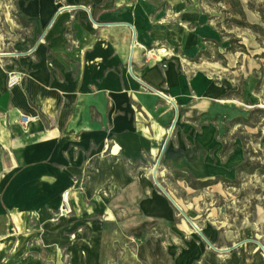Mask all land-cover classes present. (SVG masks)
Returning a JSON list of instances; mask_svg holds the SVG:
<instances>
[{
  "label": "crops",
  "instance_id": "1",
  "mask_svg": "<svg viewBox=\"0 0 264 264\" xmlns=\"http://www.w3.org/2000/svg\"><path fill=\"white\" fill-rule=\"evenodd\" d=\"M17 5L32 35L22 50L0 53V264H113L109 226L126 215L190 242L153 236L121 247L119 264H264L256 243L264 247L263 228L254 239L226 230L224 245L201 232L217 251L195 230L210 249L204 248L186 226H169L179 211L169 198L143 193L130 172L145 154L154 157L163 148L177 112L186 123L194 117L247 121L235 106L234 77L248 79L257 66H236L227 55L226 67L213 61L221 34L210 0ZM161 47L170 51L166 67L145 63L144 51ZM11 72L21 75L13 88ZM170 139L165 151L169 146L184 158L174 167L189 169L190 154L202 153L201 132L190 142ZM67 191L73 212L59 217Z\"/></svg>",
  "mask_w": 264,
  "mask_h": 264
},
{
  "label": "rangeland",
  "instance_id": "2",
  "mask_svg": "<svg viewBox=\"0 0 264 264\" xmlns=\"http://www.w3.org/2000/svg\"><path fill=\"white\" fill-rule=\"evenodd\" d=\"M240 1L244 7L246 22L262 27L263 31L256 33L248 28L236 27L231 22L232 18L240 17L228 5L210 1V12L221 34V40L216 43L218 53L213 61L226 67L227 55L230 60L233 57L237 60V64L232 61L233 65L241 66L246 61L257 66V70L248 79L240 74L234 77L235 106L244 110L243 116L247 121L239 124L229 118L216 121L194 117L186 123V120L178 119L170 144L178 138L190 142L191 134L200 131L202 153L197 156L190 154L189 169L179 170L174 165L177 161L184 160L183 154L170 151L168 146L157 174L161 186L179 200L181 208L202 233L214 236L217 245L226 243V230L232 232L235 238L242 236L244 239H254L253 234L261 233L262 228L264 230V85L259 87L264 81V17L257 11L264 10V0ZM18 2L19 0H0V53L22 50V45L26 46L32 35L29 20L20 21L22 17ZM249 3L254 10L249 9ZM247 81H250L248 89L245 88ZM161 147L154 157L145 154L141 163H134L130 170L137 179L139 188L143 193H148V196L162 193L153 177ZM176 171L183 172L191 181L207 180L216 183V186L195 190L185 181L175 179ZM211 209L214 210L211 212ZM175 214L169 226L172 229L177 225L184 228L186 226L187 234L192 231V236H195L199 244L202 242L204 248L210 249L180 212L175 211ZM152 226L144 219L130 215L111 224L108 242L112 246L108 257L113 259V264H119L124 257L121 247L131 244L136 247V244L140 245L153 236L166 241L168 238L173 240L178 237L190 242L171 228L160 231L156 227L152 229ZM252 230L256 231L251 233ZM241 232L246 235H241ZM169 260L172 261L171 255L168 256V262Z\"/></svg>",
  "mask_w": 264,
  "mask_h": 264
},
{
  "label": "trees",
  "instance_id": "3",
  "mask_svg": "<svg viewBox=\"0 0 264 264\" xmlns=\"http://www.w3.org/2000/svg\"><path fill=\"white\" fill-rule=\"evenodd\" d=\"M212 3H218V4H225L228 5L229 7H231V11L233 13H235L236 16H239L240 18H232V23L236 26V27H240V28H248L250 30L255 31L256 33H258L259 31H263V28L260 26H256V25H251L248 22H246V14L244 11V7L241 3L240 0H210ZM249 9L254 10L253 5L249 3ZM259 13H261V15L264 17V10L260 9L257 10ZM21 22H24L25 20L23 18H20ZM246 122V121H245ZM175 179L177 180H182L185 181L187 184H189L192 188H194L195 190H200V189H204L207 187H210L212 185H214L215 183L211 182V181H191L190 178H186L184 176L183 172H175Z\"/></svg>",
  "mask_w": 264,
  "mask_h": 264
},
{
  "label": "built area",
  "instance_id": "4",
  "mask_svg": "<svg viewBox=\"0 0 264 264\" xmlns=\"http://www.w3.org/2000/svg\"><path fill=\"white\" fill-rule=\"evenodd\" d=\"M32 52V50H30ZM170 55V51L164 47L158 48L157 50H145L144 51V59L146 63L151 61L155 63L163 64V67H166L164 64V59L168 58ZM21 82V75L16 72H11L8 75V87L13 88ZM21 122L23 124H28L30 122V118L26 115L21 116ZM73 212L71 201L69 198V192H65L62 195V203L58 212L59 217L69 216Z\"/></svg>",
  "mask_w": 264,
  "mask_h": 264
},
{
  "label": "water",
  "instance_id": "5",
  "mask_svg": "<svg viewBox=\"0 0 264 264\" xmlns=\"http://www.w3.org/2000/svg\"><path fill=\"white\" fill-rule=\"evenodd\" d=\"M33 51V49H32ZM0 57H2V55H0ZM144 84V83H143ZM146 86V88L154 91V92H157L156 90H154L153 88H151L150 86L144 84ZM158 93V92H157ZM162 95V94H161ZM163 97H165V99H167L176 109H177V106L176 104L170 100L169 98H167L166 96L162 95ZM177 118H178V112H177V115H176V118H175V121L173 122V125L172 127L170 128L169 130V134L167 136V140L161 150V153L158 157V160H157V164L155 166V169H154V174H153V177H154V181H155V184L161 189V191L169 198V200L174 204V206L179 210V212L190 222V224L194 227V229L201 235V237L205 240V242H207L209 244V246L214 249V250H218L217 248H215L206 238L205 236L201 233V231L198 229V227L191 221V219L187 216V214L181 209V207L177 204V202L173 199V197L161 186V184L158 182V179H157V174H158V170H159V167H160V162H161V158L164 154V151H165V148L167 146V143L174 131V128H175V125H176V122H177ZM256 242V241H255ZM260 248L263 250L264 252V247L259 243V242H256Z\"/></svg>",
  "mask_w": 264,
  "mask_h": 264
}]
</instances>
